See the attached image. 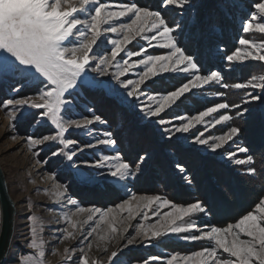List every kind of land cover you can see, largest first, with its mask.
Returning a JSON list of instances; mask_svg holds the SVG:
<instances>
[{
    "label": "snow or ice",
    "instance_id": "6c2138e0",
    "mask_svg": "<svg viewBox=\"0 0 264 264\" xmlns=\"http://www.w3.org/2000/svg\"><path fill=\"white\" fill-rule=\"evenodd\" d=\"M160 2L161 10H152L135 2L106 4L100 0H0V82L17 84L18 87L11 88L17 94L29 83L37 88L34 96L3 100L2 107L12 121L23 117L34 121L37 127L50 125L54 129L53 133L42 137H27L29 148L44 143L58 144L59 147L51 155L63 157L67 161L66 166L81 182L88 183L95 176L92 172L82 171L74 163L77 154L86 148L114 146L116 141L110 132H104L103 139H96L95 143H86L82 147L77 146L76 140L67 138L69 133L85 131L97 123H106L100 115L94 113L90 117L72 118L75 115L71 111L73 101L67 97H73L77 90L82 91L85 96L98 93L121 106L141 101L133 104V107L139 109L142 117L153 120L162 127L171 125L170 128H164L169 139L176 133H189L196 124L203 123L206 117L220 110L236 109L237 116L244 117L257 110L253 102L264 106V75L251 76L247 82L226 83L218 70L202 74L196 58L187 54L186 48L181 47L182 40L177 38L176 33L179 31L183 36L182 25L171 26L162 12L169 6L185 9L190 0ZM242 30L244 33L258 32L264 35V0L251 5L247 18L243 20ZM137 39L147 41V47L156 46L166 49L167 52L162 55H148L147 47H138L136 51L129 50L128 46ZM238 43L243 47H237L224 57L229 64H244L248 60L264 62V39L253 41L241 38ZM92 64H95L91 69L92 73L110 79L100 80L97 75H91L89 68ZM129 74L133 78H127ZM166 74L183 82L178 86H162L159 91L146 90L149 82L162 79ZM212 85H219L223 89H261L262 94L250 93L241 104L224 100L191 116L162 118L161 114L188 99L198 104L197 93ZM216 95L223 97L225 93L216 92ZM29 109L37 111L27 112ZM260 111L264 113V107ZM232 119L228 111H225L211 122V126ZM174 120L179 123H174ZM240 132L238 126H232L216 137L205 138L203 133H199L193 136L192 142L216 152ZM73 147L75 151L72 150ZM238 151L246 153L248 149L241 147ZM235 155L228 152L227 158L238 165H249L248 174H255L256 169L251 166L254 160L252 155H247L244 159H235ZM146 158L145 155H139L135 168L119 152L114 156L104 155L92 163L87 160L81 163L85 169L106 167L104 179L112 183H122L136 177L140 164ZM177 166L180 171H184L183 166ZM66 192L65 185H55L54 196L57 199L64 197ZM67 202L72 206L77 204L71 198ZM166 207L171 210L160 214L155 223H146L149 213L157 216L159 209ZM114 208L121 213L127 212L130 221L137 218L141 220L136 225V235L127 239L128 245L138 240L149 244L154 241L161 243V238L169 234L179 235L185 241L208 242L209 246L190 254L170 255L163 264H177L178 259L183 264H264V197L235 222H229L224 227H209L205 224L199 235L194 234L196 224L193 218L197 214L209 212L210 208L198 199L186 205H178L158 195L133 194ZM114 208L77 207L74 214L85 211L92 213L87 221H92L93 215L99 214L101 221L108 219L111 231L116 233L118 230L112 226L116 219L113 215ZM37 219L29 217L33 221L31 239L25 241L28 249L35 250L34 254L22 253L17 257L13 253L8 260H15L16 264H43L44 241L38 238L35 225ZM64 219L74 231L64 229L61 238H74L77 222L67 214ZM94 232L96 228H92L88 236H92ZM98 238L105 240L107 235H100ZM68 251L66 248L65 253ZM117 255L115 251L111 253L108 257L110 264H113V258ZM8 260L0 257V264H8ZM158 260L160 257L152 256L142 264H154ZM79 261L80 264H89L83 255L79 257ZM92 264H96V261L93 260Z\"/></svg>",
    "mask_w": 264,
    "mask_h": 264
},
{
    "label": "rangeland",
    "instance_id": "374dc122",
    "mask_svg": "<svg viewBox=\"0 0 264 264\" xmlns=\"http://www.w3.org/2000/svg\"><path fill=\"white\" fill-rule=\"evenodd\" d=\"M100 2L106 4L135 2L139 6L149 7L152 10H161L162 8L160 0H100ZM254 2H260V0H206L205 2L190 0L185 9L169 6L162 14L171 26L175 27V24L182 25L183 36L178 31L176 33L177 38L182 40L181 47L186 48L187 54L196 58L201 73L207 74L211 70H218L224 77V81L232 84L247 82L254 75H264V62L248 60L244 64H229L224 59L237 47H243L238 43L241 38L253 41L264 39V35L258 32L244 33L242 30L243 20L247 18ZM147 45V41L137 39L128 48L131 51H136L138 47H147ZM166 52V49L160 47H147L148 55H162ZM93 58L95 59V57ZM94 67L95 64H92L89 68L91 75H97L91 72ZM110 71H114V69H110ZM127 78H133L132 74H129ZM97 79L105 80L110 79V77L97 75ZM181 82L183 81L173 79L170 74H166L162 79L157 78L154 82H149L146 90L159 91L162 86L172 84L178 86ZM14 87H18V85L13 82H0V164L6 177L8 190L16 205L15 234L8 257L13 253L17 257L22 253L34 254L35 250L28 249L25 241L31 239L30 229L33 226V221H30L29 217H36L38 218L35 221L38 238L44 241L45 256L43 264H80L79 257L81 255L87 258L89 264H92L93 260L96 261V264H110L108 257L113 251L118 253L113 258V264H142L144 260L152 256L160 257V260L154 262V264H163L170 255L183 256L190 254L202 247L209 246L208 242L185 241L179 235L169 234L167 237L161 238V243L154 241L149 244L146 241L138 240L132 245H128L127 239L136 235V225L141 220L137 218L130 221L127 212L121 213L119 209L114 208L115 205L120 204L133 194L138 196L158 195L178 205H186L197 199L204 202L201 192L197 194L196 191L195 193L192 191L193 193H188L192 195L188 197L184 195L185 197L180 198L174 193L175 190L169 189L171 186L174 187L172 183L168 181L167 183H160L155 180L158 172L163 176L162 178H172L170 169L168 171L165 167L166 162L170 163V166L176 172L177 179L186 184L194 183L189 175V166L192 169L200 163L201 165L211 163L212 166L211 164L208 165L209 168L212 167L210 173H214L215 181L220 180L218 184H221L225 190H229V188L226 181L223 178L220 179L223 172L215 174V170L225 171L230 169L247 178L253 175L247 172L249 165H238L227 158L228 152L235 153V159H244L247 155H252L239 135L216 152L192 142L193 136L199 133H203L205 138L209 136L216 137L227 132L230 127L237 126L233 120L235 117H241L237 116L236 109L220 110L218 113H213L206 117L203 123L196 124L189 133H176L173 138L169 139L164 132V128H170L171 125L162 127L153 120L142 117L139 109L133 107V104H139L141 101H133L130 104L121 106L98 93L85 96L82 91L77 90L73 97H67V99L73 101L71 111L75 115L72 118L90 117L94 113L100 115L106 123H97L85 131L69 133L67 138L76 140L77 146L82 147L86 143H95L96 139H103V133L110 132L112 138L116 141L114 146L86 148L83 152L77 154L74 163L79 165L82 171L92 172L95 176V179L88 183L81 182L74 177L72 170L66 166L67 161L63 157H53L51 155L59 147L58 144L44 143L29 148L27 144L28 136L42 137L45 134L53 133L54 129L48 124L37 127L34 121L23 117L15 121L9 119L7 111L2 107L3 100L34 96L37 91L36 86L31 83L25 85L18 94L11 91V88ZM216 92H224L225 95L223 97L217 96ZM253 92L259 95L261 89H223L219 85L206 86L196 95V99L199 101L198 104H194L192 99H188L161 115L164 119H171L174 116H191L224 100L229 103L241 104L242 101L248 98V94ZM253 103L256 104L257 102ZM26 111L36 112L37 110L29 109ZM225 111H228L233 119L214 127L211 126V122L218 119L219 115L224 114ZM173 122L179 123L175 120ZM241 147L247 148L248 152H239L238 149ZM72 150L75 151V147ZM117 152L133 168L139 162V155L147 157L140 164V171L136 177L129 178L122 183H112L104 179L107 172L106 167L85 169L81 163L84 160L92 163L104 155L114 156ZM186 156H189L188 159ZM177 165L183 166L184 171H180ZM57 184L65 185L67 188L65 196L60 199L54 196L55 185ZM251 185H257L253 182V179ZM258 186H256L257 189L260 188ZM262 187H264L263 183ZM229 193L236 197L233 191L229 190ZM216 194L218 195V193ZM262 194L249 204L248 201L245 205L243 202L236 207L229 206L230 208L225 211L221 201L224 199V195L219 193V196L215 199L214 212L210 210L203 215L197 214L193 218L196 224L194 234L199 235L205 224L209 227L212 225L224 227L229 222H235L247 211L252 210L254 204L261 197H264V193ZM238 195L241 196L242 194L238 193ZM69 198L77 201L76 206L68 204ZM243 198L244 200L248 199L247 197ZM240 206L244 209L238 213L237 210ZM77 207L84 209L114 208L113 215L116 219L113 221L112 226L118 231L113 233L109 227L108 219L101 221L99 214L93 215L92 221H87V217L92 214L88 211L74 214ZM169 210L171 209L167 207L160 208L157 216H152L149 213L146 223H155L160 214ZM236 213L238 214L234 215ZM65 214L69 215L78 224L74 238H61L64 229L74 231L64 219ZM92 228H96V232L89 237L88 232ZM105 234L107 239L100 240L98 238L100 235ZM89 243H91V247H89ZM66 248L69 249L67 253H65ZM8 257L5 260H8ZM8 264H16V261L8 260ZM177 264H183V261L178 259Z\"/></svg>",
    "mask_w": 264,
    "mask_h": 264
},
{
    "label": "trees",
    "instance_id": "16d2710c",
    "mask_svg": "<svg viewBox=\"0 0 264 264\" xmlns=\"http://www.w3.org/2000/svg\"><path fill=\"white\" fill-rule=\"evenodd\" d=\"M205 1L206 0H202V2ZM261 94L262 92L259 93V95ZM255 106L257 110L252 114L241 118L234 116L235 119L233 120L234 123L241 129L239 136L243 140L242 142H245L244 145L249 148L252 156L254 157L252 166H254L256 169L255 174L248 176L249 178H247L246 176L238 175V172H233L230 169L225 171L215 170V174H219L218 172H223L220 176V179L223 178L226 181L229 190L233 191L236 194V197L230 195L229 190H225L221 184H218L220 180L215 181L213 176L214 173H210L212 171V167L209 168L208 166L211 163H204L202 165L200 163L192 169L189 166V175L191 176L192 181H194L192 184H186L179 181L176 177V172L168 162H166L165 167L168 169V171L170 169L171 175H169L172 176V178H162L163 176L158 171H156L158 172V175L156 176L157 178L155 180L160 183H167V181L172 183L174 187L171 186L169 189H173V191L175 190L174 193L180 198L185 197L186 195L187 197L192 195L188 194L192 191L194 193L196 191L197 194L201 192L205 205L209 206L212 212L215 211V199H217L216 197L219 196V193L224 195V199L221 201L223 203L222 207H224L225 211H227L230 207L239 206L243 202L245 205V203L249 201V204L256 197L263 195L262 193H264V187H262V183L264 184V173L262 174V172H264V113H262L260 109L264 106L260 105L259 102H257ZM188 157L189 156H186L187 159ZM252 179L253 182L259 185L258 187H262V189H257V185L252 186ZM216 193H218V195ZM238 193L242 195L239 196ZM242 196L247 197L248 199L244 200ZM199 198L201 197L199 196ZM243 209L244 208L240 206V208L237 210L239 211L238 213H240ZM238 213L234 215H237Z\"/></svg>",
    "mask_w": 264,
    "mask_h": 264
},
{
    "label": "water",
    "instance_id": "95a60500",
    "mask_svg": "<svg viewBox=\"0 0 264 264\" xmlns=\"http://www.w3.org/2000/svg\"><path fill=\"white\" fill-rule=\"evenodd\" d=\"M16 205L12 198L5 174L0 164V257L5 260L12 242L16 225Z\"/></svg>",
    "mask_w": 264,
    "mask_h": 264
},
{
    "label": "bare ground",
    "instance_id": "6f19581e",
    "mask_svg": "<svg viewBox=\"0 0 264 264\" xmlns=\"http://www.w3.org/2000/svg\"><path fill=\"white\" fill-rule=\"evenodd\" d=\"M16 216V215H15ZM14 234H15V229H14ZM13 239H14V235H13V238H12V242H13ZM12 242H11V245H12ZM10 248H11V246H10ZM9 251H10V249H9ZM8 254H9V252H8ZM8 254H7V256H6V258L8 257ZM5 258V259H6Z\"/></svg>",
    "mask_w": 264,
    "mask_h": 264
}]
</instances>
